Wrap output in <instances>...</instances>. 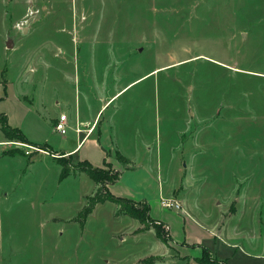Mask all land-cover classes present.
Wrapping results in <instances>:
<instances>
[{
    "label": "rangeland",
    "instance_id": "rangeland-1",
    "mask_svg": "<svg viewBox=\"0 0 264 264\" xmlns=\"http://www.w3.org/2000/svg\"><path fill=\"white\" fill-rule=\"evenodd\" d=\"M24 1L0 0V264H199L202 248L204 262L264 264V0H46V14L34 0L28 33L15 27ZM81 63L111 90L101 101L152 72L97 118L100 127L112 106L114 117L127 115L130 99L156 102L139 116H157L162 166L136 155L120 184L128 205L145 200L168 224L169 245L155 237L158 224L138 223L116 202L85 212L86 174L60 179L84 166L54 150L71 137L54 120L87 91L77 88ZM6 116L54 149L6 130ZM181 197L184 214L160 205Z\"/></svg>",
    "mask_w": 264,
    "mask_h": 264
},
{
    "label": "crops",
    "instance_id": "crops-1",
    "mask_svg": "<svg viewBox=\"0 0 264 264\" xmlns=\"http://www.w3.org/2000/svg\"><path fill=\"white\" fill-rule=\"evenodd\" d=\"M8 1L13 2L14 7L15 5L18 6L20 2V0H8ZM24 2L26 4V9H25L26 12H24L22 17L15 22L16 23L15 27H17V24L20 25V23L24 22V20L28 22L27 21L28 19L26 17L39 14V13H34L35 12L34 9H35V5H37L36 4L37 1L34 2V0H25ZM40 2L41 5L43 4L42 10L46 14V12L50 10L49 4L46 3V5H44V2H47L46 0H40ZM21 30H23V33H28L31 29L30 26L29 27L26 26ZM82 38H85L83 34H82ZM6 43L7 45L11 44L12 45L11 47L13 48L15 47V44L12 42L11 39H7ZM95 58L96 57H94V59ZM78 60L81 61L82 58L80 59L78 57L77 61ZM85 60H90L89 62H92L91 60L93 59L90 57L89 59H85ZM75 71H77V78H78V79L76 78L77 88L80 84H82L83 86L85 85L87 87L86 90L87 91L90 90L89 92L93 93L94 100L93 101L86 100L87 91H85L84 89L81 91V89L78 88V101H76L75 104L72 105L71 107L72 114L67 115V113H65L66 114L65 132L70 131L71 133V137L65 138V139H69L68 143L65 144V147H62V149H54L51 146V144H48L46 142H39L35 140L32 141L20 128L18 127H13V128L20 129L23 135H25L28 142H31L33 144L44 143L49 148L51 147V149H54L58 153H63L64 156L67 155L71 160H76L77 162L85 161L95 168L101 167L105 169L109 168L112 164V167H114L115 168L114 170L119 173V176L115 182L108 185V192L122 198L133 199L127 196L130 195V193H128L126 188L122 184H120L121 182L120 172L123 170V168L131 167L134 164L132 159H134L136 155H141V154H144V156H147L148 158L155 160L157 162L156 163L157 165L155 167L156 169L157 167L161 168L162 166V162L160 161V159L158 160V157L160 158V154L163 149V147H161L163 143H161L162 135L158 127L157 116L154 115L155 116L154 118H151L149 115L146 118L142 117L141 115L139 116V111H141L139 110V108L142 109L143 104L145 105L146 110L148 109V112L151 111V108L153 110L152 112H154L157 107L156 102L153 104V107L148 108L147 107L148 103H145L144 100L130 99L128 101H124L125 103L122 107L126 109L128 108L129 113L123 117H114V114L119 112L120 106H112V111L110 115H108L107 120L100 127H98L99 119L97 117L99 114L105 112L104 110L105 107H107L106 110L109 108L107 105L111 106L115 103V100L117 99L120 93H122L123 91L127 92L136 85H139V83L145 79L144 77L150 75L152 72L144 73L142 75H139V77H135L131 80H128L127 82L124 83L123 86H121V88L117 87L116 89H112V93L109 95V97L106 100L101 101L100 100L101 93L109 92L111 90H109L105 86H101L99 75L97 73L96 75H94L93 73L94 68L92 66V63H88V64L81 63L80 65L77 64V66L75 65ZM93 76H95L94 82L91 79L93 78ZM79 98H81L82 101ZM60 114H64V113L61 112ZM6 120H7V116H6ZM58 121H59L58 118L55 119L54 124H56ZM8 125L10 124L8 123ZM120 132H123V134ZM65 139H63L61 143H63ZM118 154L121 155L123 158L122 159L118 158ZM53 161L57 163L55 160ZM59 166L61 165L59 164ZM176 166L178 167V170H180L179 168L182 167L183 170L184 169L186 170L187 168L186 165L182 166V158H180L176 162ZM81 173L86 174V172L81 170V171H77L75 174L70 173L68 175L76 177L78 175H81ZM86 176L88 177V179L91 180L90 183L93 185L90 191V195L87 196L89 197L95 193L98 185L87 174ZM158 176L162 178L161 175H159V172H158ZM181 176L184 177V173L181 174ZM60 179H63L61 175H60ZM176 196H177L176 198H179L178 197L179 193H177ZM181 198L182 199H175V200H181V202H183V197ZM97 203H101V202H97ZM181 210L180 211L182 212V214H184L185 213L184 209L182 208ZM150 212L151 211L149 209V215L151 214ZM150 218L153 221H161L165 225H167L168 227L167 232L170 237V240L172 241L173 238L170 235V231H169L170 227L168 226V224L164 222L162 219L152 218L151 215ZM134 220L136 219L134 218ZM137 222L139 223V221ZM155 237L157 238L156 234ZM160 241L163 242L161 239ZM173 241L177 244L179 242V241L177 242L176 239H174ZM180 243L189 244L190 241L186 242V237H184V240L181 241ZM194 256L198 257L199 255L197 254Z\"/></svg>",
    "mask_w": 264,
    "mask_h": 264
},
{
    "label": "trees",
    "instance_id": "trees-1",
    "mask_svg": "<svg viewBox=\"0 0 264 264\" xmlns=\"http://www.w3.org/2000/svg\"><path fill=\"white\" fill-rule=\"evenodd\" d=\"M6 130L8 131H13L16 134L21 133L20 135H22L21 139H26L25 135H23V133L21 132L20 129L17 128H13L10 125H8L7 120H6ZM28 141V140H27ZM118 158L122 159L123 157L121 155L118 154ZM81 163L84 165L83 168L79 169L78 171L83 170L84 172H86V174L94 180L95 183H97V189L95 191V193L92 196H89L87 198V203L86 206L83 207V210L89 211L90 209L92 210V208L94 207V205L97 204V202H104V201H114L116 203H118L120 205V207L125 206L123 208H125L123 210V213L125 215H129L135 219H137L140 223H146L145 219H149L151 223L153 224H158L156 225V229H155V234L157 236V238H160L164 243L166 244H170V237L168 235V232L165 231V235L162 233L161 231V225L163 224V222L161 221H153L150 218L149 215V207L147 206L146 202L142 201L141 203H136V204H131L128 205L127 203H129V201H125L124 198L119 197V196H115L111 193L108 192V185H110L111 183L115 182L118 179L119 173L117 171H113L111 173H108V171L105 168H101V167H93L90 164H88L85 161H81ZM108 166V164H107ZM64 167V166H63ZM68 174H70L68 171H63L61 172V177L64 178L66 177ZM122 208V209H123ZM202 255H200L199 257H197V261L199 264H216V263H212V261H205L204 262V257L208 256L209 252L207 249H203L201 250Z\"/></svg>",
    "mask_w": 264,
    "mask_h": 264
},
{
    "label": "built area",
    "instance_id": "built-area-1",
    "mask_svg": "<svg viewBox=\"0 0 264 264\" xmlns=\"http://www.w3.org/2000/svg\"><path fill=\"white\" fill-rule=\"evenodd\" d=\"M25 22L20 23V25L17 24V27L19 29H23L26 26L24 25ZM66 114H60L58 119L59 121L54 125V129L58 132H62L64 131V128L66 127ZM160 205L165 207V208H169L172 209L173 207H176L177 210L182 209V207H180V203L173 199V200H168V199H161L160 200Z\"/></svg>",
    "mask_w": 264,
    "mask_h": 264
},
{
    "label": "water",
    "instance_id": "water-1",
    "mask_svg": "<svg viewBox=\"0 0 264 264\" xmlns=\"http://www.w3.org/2000/svg\"><path fill=\"white\" fill-rule=\"evenodd\" d=\"M7 46H8V47H11L12 45H11V44H8Z\"/></svg>",
    "mask_w": 264,
    "mask_h": 264
}]
</instances>
